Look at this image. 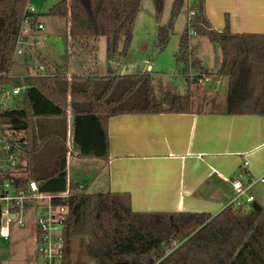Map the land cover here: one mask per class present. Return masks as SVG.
<instances>
[{
  "label": "trees",
  "instance_id": "16d2710c",
  "mask_svg": "<svg viewBox=\"0 0 264 264\" xmlns=\"http://www.w3.org/2000/svg\"><path fill=\"white\" fill-rule=\"evenodd\" d=\"M155 2L159 19L164 0ZM185 3H189L188 17L176 60L183 63L187 91L166 92L161 102H155L151 72L120 74L111 64L116 56L128 53L141 0H59L47 15L69 19L70 36L80 47L105 37L108 74L68 77L56 69L23 78L9 75L18 26L23 19L34 25L38 15L27 11L29 0H0V95L8 88L24 87L21 105L0 106V128L11 130L12 141L19 143L25 162L23 174L12 178L21 184L27 177L34 179L46 192L69 188L66 199H53L69 206L61 264H72L73 239L85 236L90 238L86 254L97 264H153L168 250L172 251L158 264H264V209L246 212L227 206L214 216L205 212H138L132 209L128 192L90 193L85 183L67 184L68 93L78 153L105 160L109 156L106 123L110 117L189 113L193 105L190 87L204 74L228 77V113L264 115V33H232L228 26L216 30L206 15L204 0H174L169 22L158 25L157 49L165 48ZM191 34L207 36L220 46L222 62L216 71L205 69L194 57L189 46ZM18 125L25 129L15 130Z\"/></svg>",
  "mask_w": 264,
  "mask_h": 264
},
{
  "label": "crops",
  "instance_id": "0c3cea01",
  "mask_svg": "<svg viewBox=\"0 0 264 264\" xmlns=\"http://www.w3.org/2000/svg\"><path fill=\"white\" fill-rule=\"evenodd\" d=\"M58 1L29 0L38 15L37 21L32 25L21 20L18 34L23 33L29 41L37 39L41 32L36 28L42 23L40 15H47ZM204 2L214 29L221 31L228 26L232 33H264V0ZM66 21L69 29V19ZM189 46L205 69L216 71L220 67L222 61L217 67L208 65L205 52L192 40ZM35 49L27 45L24 54ZM39 54L53 63L47 52ZM31 64L34 65V61ZM56 66L54 70L45 68L43 73L60 69ZM210 76H215L213 81L208 76L201 85H191L193 105L189 113H132L110 117L106 123L107 160L78 153L73 130L70 134V118L74 116L68 93L67 184L85 183L90 193L128 192L132 209L138 212H205L213 216L221 212L231 194V180L238 178L247 184L264 173V115L228 113L229 79ZM186 91V88L184 93L169 89L165 93L185 94ZM12 96L13 107L21 105V95ZM152 98L157 101L153 93ZM94 133H97L96 128ZM72 159L77 163L74 169ZM3 162L0 156V163ZM0 264H5L1 257Z\"/></svg>",
  "mask_w": 264,
  "mask_h": 264
},
{
  "label": "rangeland",
  "instance_id": "374dc122",
  "mask_svg": "<svg viewBox=\"0 0 264 264\" xmlns=\"http://www.w3.org/2000/svg\"><path fill=\"white\" fill-rule=\"evenodd\" d=\"M173 2L174 0H164L163 9L158 19L155 0H141L128 53L124 57L116 56L112 62V68L118 73L151 72L153 76L152 93L154 99H157L156 102H161L165 91L169 89L183 91L181 93L185 92V88L187 89V82L181 73L183 63L176 60L180 36L184 32L187 23V3L181 8L176 18L173 32L165 48L159 50L156 47L158 25L159 23L169 22ZM39 18L45 29L38 33L37 41L43 42V44L38 43L33 46L36 47L34 52L15 55L10 75L18 77L29 74L35 75L39 72L38 67L40 65L51 70L55 69V65L60 66V70L66 73L68 77L80 75L84 72H96L100 75L108 73L109 64L105 37H100L98 41L91 40L86 46L80 47L72 41L65 18L44 14H41ZM25 24L27 25V23ZM191 40L205 52L208 65L212 67L220 65L222 52L218 44L211 42L207 36L202 35L191 34ZM40 51L47 52L54 64L52 62L48 63L39 54ZM30 58L33 59L34 65L29 62ZM149 65L151 68H149ZM210 77L211 81L215 78V76ZM10 89L8 88V90ZM3 102L8 103L11 107L15 105L13 96L10 99L3 100ZM11 135L14 137L13 134ZM0 156L6 161V156L1 150V144ZM76 165V161L72 159L71 167L73 168ZM251 193L258 198V203H261L260 205L264 207V183L257 185ZM39 212L40 208L32 205L19 213L17 219L9 220L5 230L8 233V238L4 240L0 235V257L5 260V264H43V260L37 252L36 243L35 217ZM19 220L24 225H20ZM89 240L90 238L86 236L73 239L72 264H97L95 260L89 258L86 254V246Z\"/></svg>",
  "mask_w": 264,
  "mask_h": 264
},
{
  "label": "built area",
  "instance_id": "2783aa9c",
  "mask_svg": "<svg viewBox=\"0 0 264 264\" xmlns=\"http://www.w3.org/2000/svg\"><path fill=\"white\" fill-rule=\"evenodd\" d=\"M194 2L195 0H189ZM27 11L34 13L33 6H27ZM193 11L189 12L192 15ZM27 23H31L29 19H23ZM32 24V23H31ZM38 31H44L43 23H38L36 26ZM38 42L36 38L27 40L23 33L18 34L15 44V55L24 54L25 47L36 46ZM39 72L43 73L45 67L40 65ZM193 79L195 74H192ZM196 84H202L208 80L207 75L194 79ZM22 88L15 87L10 90H5L0 95V106L9 108V104L3 102L5 99H10L12 95L20 94ZM11 130H2L0 128V144L1 150L6 156V161L0 163V235L7 239L8 233L5 232L8 222L11 219H17L18 214L23 212L28 207L35 205L40 208V212L35 217L36 226V243L37 252L43 260V264H61L64 253V225L69 214V206L67 204H57L53 202L55 198L66 199L69 194V188L62 192H46L42 191L36 180L29 177L26 178L24 184L19 183L13 176H21L25 166L24 160L21 158L19 143L14 142L15 139ZM264 182V173L244 184L240 179L231 180V194L229 196L227 206L240 207L244 211H254L253 203L255 197L251 193V189L257 183ZM14 214V217L12 215ZM20 225L24 223L19 220ZM178 245H175V248ZM172 250H168L165 256L156 260L153 264H158Z\"/></svg>",
  "mask_w": 264,
  "mask_h": 264
},
{
  "label": "water",
  "instance_id": "95a60500",
  "mask_svg": "<svg viewBox=\"0 0 264 264\" xmlns=\"http://www.w3.org/2000/svg\"><path fill=\"white\" fill-rule=\"evenodd\" d=\"M20 95L21 97L24 96V90L21 89L20 90ZM73 118H70V134H72V130H73ZM21 129H25V125H18L15 126V130H21ZM253 209L255 212H261L263 210V207L258 203V202H254L253 203ZM12 217H14V214L12 215Z\"/></svg>",
  "mask_w": 264,
  "mask_h": 264
}]
</instances>
